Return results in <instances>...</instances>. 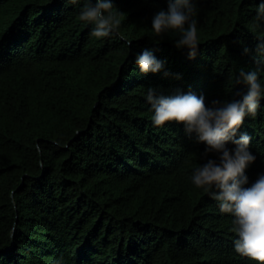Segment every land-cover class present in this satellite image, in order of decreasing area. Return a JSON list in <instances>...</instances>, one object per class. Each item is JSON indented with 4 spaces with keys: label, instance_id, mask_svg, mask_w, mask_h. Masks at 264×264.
<instances>
[{
    "label": "trees",
    "instance_id": "1",
    "mask_svg": "<svg viewBox=\"0 0 264 264\" xmlns=\"http://www.w3.org/2000/svg\"><path fill=\"white\" fill-rule=\"evenodd\" d=\"M114 2L120 29L96 38L83 0H0V264H260L191 182L203 144L175 121L155 126L145 97L153 85L238 99L239 68L256 67L244 48L264 36L259 0H198L195 60L177 33L152 32L167 0ZM145 47L182 78L141 73ZM240 132L257 157L251 183L264 172V103Z\"/></svg>",
    "mask_w": 264,
    "mask_h": 264
},
{
    "label": "clouds",
    "instance_id": "2",
    "mask_svg": "<svg viewBox=\"0 0 264 264\" xmlns=\"http://www.w3.org/2000/svg\"><path fill=\"white\" fill-rule=\"evenodd\" d=\"M73 4L79 0H71ZM198 0H167L151 16V29L156 36L177 33L175 46L186 52L189 60H195L200 50L197 29ZM123 12L114 0H83L78 17L92 24L91 35L96 38L118 33ZM255 26L264 29V0L256 5ZM256 67L246 70L240 67L235 83L245 91L238 99L214 98L206 103L203 93L184 91L180 87L165 92L159 86L150 85L145 93L151 107V119L155 126L166 121L182 125L185 133L203 144L202 163L191 174V182L217 202L221 213L231 215V231L234 250L264 264V172L249 183L246 170L256 161L249 144L251 136L240 132L246 116H255L264 103V36L258 37L253 49ZM134 63L141 73H160L164 78L181 79L182 73H172L167 68V58L156 55L155 50L143 48L135 56ZM39 149V145H37ZM11 206H16L15 193H9ZM55 264H65L59 257Z\"/></svg>",
    "mask_w": 264,
    "mask_h": 264
}]
</instances>
